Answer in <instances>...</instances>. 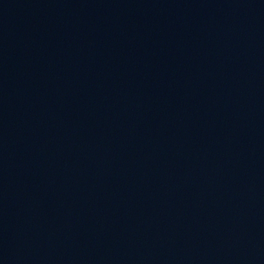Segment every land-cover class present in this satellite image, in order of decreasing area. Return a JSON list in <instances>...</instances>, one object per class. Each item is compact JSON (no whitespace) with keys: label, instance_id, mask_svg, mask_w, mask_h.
<instances>
[{"label":"water","instance_id":"obj_1","mask_svg":"<svg viewBox=\"0 0 264 264\" xmlns=\"http://www.w3.org/2000/svg\"><path fill=\"white\" fill-rule=\"evenodd\" d=\"M264 221V0H0V264H131Z\"/></svg>","mask_w":264,"mask_h":264}]
</instances>
